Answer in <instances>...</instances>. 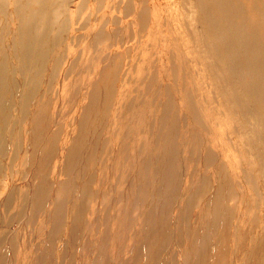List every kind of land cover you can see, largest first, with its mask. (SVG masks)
I'll use <instances>...</instances> for the list:
<instances>
[{"label": "rangeland", "instance_id": "374dc122", "mask_svg": "<svg viewBox=\"0 0 264 264\" xmlns=\"http://www.w3.org/2000/svg\"><path fill=\"white\" fill-rule=\"evenodd\" d=\"M94 1L68 13L69 47L86 46V62L35 100L52 99L39 147L58 131L46 163L33 143L27 153L35 108L21 120L26 104L10 110L0 264H264V101L240 100L241 62L225 70L228 49L194 0H131L144 30L123 0L97 23ZM95 25L110 35L93 45Z\"/></svg>", "mask_w": 264, "mask_h": 264}, {"label": "bare ground", "instance_id": "6f19581e", "mask_svg": "<svg viewBox=\"0 0 264 264\" xmlns=\"http://www.w3.org/2000/svg\"><path fill=\"white\" fill-rule=\"evenodd\" d=\"M73 2L74 0H0V173L4 169L2 161L6 158L10 144L8 139L11 128L10 110L17 102L27 105L26 111L21 112L19 120L32 113L29 117L28 130L29 159L33 156L32 143L40 153L43 152L40 155L43 163H46L51 156L50 151L55 146L58 131L51 132L44 146L41 148L39 146L50 132L48 123H50L51 108L49 106L50 104L52 106V99L49 97L39 106L36 105V108L35 100L39 92L43 90H47L50 94L59 76L66 79L79 64L86 62L87 47L83 48L79 56H75L77 50L70 48L68 43L70 27L68 13L71 11ZM193 2L202 27L206 32L212 30L220 34L221 36L218 34L217 36L222 39L228 49L226 58L228 66H225V70L237 69L238 62H241L239 70L246 75L248 82L245 86H240V100L243 102V99L252 98L257 104L262 103L264 101V65L261 64L258 53L262 54L264 51V0H194ZM123 4L124 13L127 16L141 9L137 2L131 0L127 2L123 0ZM89 6L88 0H80L72 12H75L76 16L81 15ZM118 6V0H96L93 9L97 12L103 10V15L96 18L97 23H100V20L102 23L107 16L106 12L111 9L118 10ZM144 13H146L145 9H141V14L138 15L139 24L143 30L147 26ZM99 26L95 25L92 33L93 45L104 36L110 35L104 31V26L100 27L102 29L98 30L100 32H97V29H100ZM211 42L212 37L208 39V43L211 44ZM223 53L226 54V50ZM74 56V62L68 65L66 60H72ZM95 57L93 59H97L100 55ZM15 70L21 75L20 77L30 83L29 88L19 91L20 83L15 80ZM107 71H111L110 66ZM46 77L49 78V83L39 84ZM67 85L69 86V83H63L61 89L67 91ZM91 86V101L87 108L96 106L95 98L102 85L100 81H96ZM14 95H18L17 98H14ZM31 108L35 109L29 113ZM19 130H22L21 127ZM14 151L15 161L21 151L20 138L14 145Z\"/></svg>", "mask_w": 264, "mask_h": 264}]
</instances>
